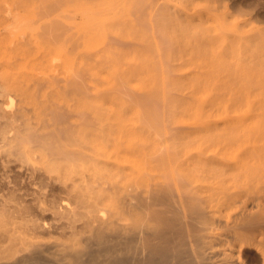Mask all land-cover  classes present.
<instances>
[{
    "label": "bare ground",
    "instance_id": "obj_1",
    "mask_svg": "<svg viewBox=\"0 0 264 264\" xmlns=\"http://www.w3.org/2000/svg\"><path fill=\"white\" fill-rule=\"evenodd\" d=\"M39 1L5 30L76 63L0 99V264H264L263 10Z\"/></svg>",
    "mask_w": 264,
    "mask_h": 264
},
{
    "label": "rangeland",
    "instance_id": "obj_2",
    "mask_svg": "<svg viewBox=\"0 0 264 264\" xmlns=\"http://www.w3.org/2000/svg\"><path fill=\"white\" fill-rule=\"evenodd\" d=\"M231 1L232 0H229V2L226 1L228 3L227 5L230 7L229 8L227 6L229 19H228V23H226V26L227 24L233 22L232 25H229L230 27H233L234 25L236 26V23H238L239 21L248 17L251 18L253 9L255 8L256 9L261 8L258 10L261 11L263 10L264 12V0H252V1L250 0L252 2V4L250 3V5H253L255 1L256 2L254 5H256L258 2L259 5L257 4L258 5V6L256 5L257 7L256 6L253 7L254 5L250 6L249 3H247L250 2L249 0L247 2L245 1L248 5L245 4L244 0L243 1L238 0V2L240 1L239 4L242 5V6L235 5L238 8L231 7L232 4ZM79 3H81L80 0H62V2L59 3L58 8L61 10H66V9L69 10L72 9L73 7L75 8L76 5H80ZM41 5H43V3H41L39 0H0V9L12 7L18 10V13H23V14L29 13L26 14L28 16L30 15L32 16L31 12L33 11V9ZM4 21L5 18L3 17V14H0V90L5 91L4 97L0 99L1 100L3 99L5 104L9 102L8 99L9 96L15 99L20 95V90L25 88V84L23 83L24 80L23 75L26 72L39 74V75L42 74L46 75L52 72L53 70L56 71V68L59 66L58 71L60 72L61 70H63L61 72L65 73L70 68V66L75 65L76 63L75 54L71 53L68 49H67L68 50L67 53L63 52L62 50V48H64L63 46L67 48V44H64L63 42L52 43L51 45H49V47L51 48L50 52L45 50L42 52L39 50V46H37L36 48L34 44H31V43H35V41L33 38L30 37L29 33L25 34L24 31H21L20 28H15L13 31L11 30L6 31ZM254 24H256V26L259 27L261 30H263L264 17L263 18L261 17L260 20H258ZM239 32H240L239 30L238 31L236 30L237 34ZM233 39L229 38L228 42H230ZM30 44L32 45V48ZM230 45L233 44L230 43L227 46L230 47ZM180 47H181L180 44L174 46V48L177 51ZM40 48L43 49L41 46ZM39 51L42 53H40ZM183 55L180 53L175 54V56L179 58L182 57ZM184 58H188V57L184 56ZM181 60L183 61V59ZM178 61L179 60L173 63L177 64ZM180 61L179 63H181ZM50 65H54L56 66V68L53 66L51 67ZM157 73H159V71ZM53 86L56 87L54 90L62 93V90L64 89L63 82L60 83L59 86L58 85H53ZM171 86L173 85L171 84ZM14 103H16L15 100Z\"/></svg>",
    "mask_w": 264,
    "mask_h": 264
}]
</instances>
